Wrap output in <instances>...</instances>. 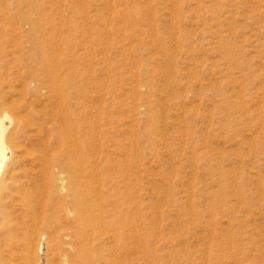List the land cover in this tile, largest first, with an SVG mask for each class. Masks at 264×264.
Listing matches in <instances>:
<instances>
[{"label": "rangeland", "instance_id": "rangeland-1", "mask_svg": "<svg viewBox=\"0 0 264 264\" xmlns=\"http://www.w3.org/2000/svg\"><path fill=\"white\" fill-rule=\"evenodd\" d=\"M26 1L23 9L35 14ZM31 1L52 23L57 69L77 71L70 82L84 99L85 151L99 179L94 204L108 230L100 244L103 259L264 264V0ZM28 29L23 23L16 52L23 83L17 88H38L24 95L36 113L25 108L21 115L35 119L40 134L32 127L30 139H22L27 153L18 187L3 206L5 258V224L15 228L12 244L21 223H47L58 234L74 224L64 212L75 196L66 179L58 193L50 187V168L44 178L36 172L34 145L58 123L51 113L55 91L31 75L40 71ZM66 92L73 104V88ZM45 136L44 143L53 141ZM46 232L36 235L41 257Z\"/></svg>", "mask_w": 264, "mask_h": 264}, {"label": "bare ground", "instance_id": "bare-ground-1", "mask_svg": "<svg viewBox=\"0 0 264 264\" xmlns=\"http://www.w3.org/2000/svg\"><path fill=\"white\" fill-rule=\"evenodd\" d=\"M26 2L27 4L25 3V5H28L29 8H34L36 11L35 14L31 13L28 9H23V0H0V220L5 219L6 216L3 206L9 195V190L12 188L17 190L18 187L15 180L20 169L22 170L19 165H21L20 162L23 159V155L27 153L26 149L24 150L21 145L22 139L29 140L30 138H28L27 135L29 129L34 126H40V124L36 123L35 119L29 120L28 117L26 119L21 115V112L25 108L31 111L33 115L36 113L32 108L29 109V107L32 106V101L31 99L28 100V97L25 98L24 95L27 93L26 90L32 91V93L35 94L38 88L33 87L29 89L27 87L25 90L17 88L23 73L20 70V60L16 52L19 50V42L23 34L22 24L26 23L29 24L28 42L35 50L32 53V58L37 62V65H39L40 71L39 74L33 73L31 75L34 79H37L36 81L39 86L42 83H46L48 90L55 91L56 93V102L55 105L53 104L54 108L50 106L51 109L53 108V111L50 110L52 111L51 113L54 112L52 117H54L53 119L58 123V130L55 131V129H51L45 132L46 135L50 134L52 136V142L44 143L47 136L43 133L42 136L45 138L43 137L44 140L43 142L41 141L42 144L36 147L34 145L37 151L34 150L38 153V158H36L38 162L36 161V163L40 165H37L39 169L37 168L36 172H38L37 174L39 175L41 174L42 177H46L47 170L50 168V175L52 177L50 180V187L58 193L61 190H65L63 187L66 185V179L68 182V189L73 190L72 193L75 196L73 198V206H65L64 212L71 217L70 220L74 224H71L69 229L62 230L61 234H58L54 233L56 228L54 230L50 224L41 223L37 225L38 223H33L30 216L28 220L31 221L32 224L30 222L31 225H24L21 223L20 225H23V227L20 228L21 232L18 233L21 236L15 244H12V240L17 238L13 234L15 228L1 221L2 224H5L4 227L8 235V241L5 242V245L9 248V254L6 255V258L4 257L5 255L2 256L0 254V264H109L108 259H103L104 257L100 246L103 236L108 230H106V226L103 225L101 220V206L95 205L96 197L99 192L97 191V185H99L97 180L99 179H97L96 170L91 166L95 163L90 165V163L95 161H90L89 163L88 153L86 154L87 151H85V148H87L85 143H87V141L83 139V136L86 135V131H89L86 130L81 123V119L85 117L84 112L81 111V105L84 99L79 94L80 92L76 85L70 82L71 77L77 76V71L71 69L72 65L68 67L71 69L69 73L63 71L62 68L57 69L56 63L58 64V61H56L52 53L55 36L53 26L51 25L52 23H49L50 18L49 16H45L44 13H41L40 10L42 8L40 5L37 6L36 3L31 0ZM69 39L72 40L71 38ZM70 40H68V43ZM9 43L12 44V49L10 50L7 49ZM22 85L23 84L20 85L21 88H23ZM68 87L73 88V104L70 102L71 98L66 92V88ZM36 99L37 98H35V100ZM44 110L45 109L40 111L44 112ZM36 111H38V109H36ZM48 114L47 116L50 115ZM52 120L50 121L52 122ZM33 129L35 130L36 127L32 128V130ZM39 131L35 130V133L37 132L39 135ZM31 140L33 141V139ZM54 149H56L54 151L55 153H53ZM32 161H35V159ZM28 164L30 168V162ZM28 170L31 172V168ZM85 172H87L86 174L89 173L88 179L84 177ZM28 175H30V173ZM53 175H55V177H53ZM42 177L40 180H43ZM40 180L38 179V181ZM33 181L34 180H32V182ZM44 187L45 186H43V188ZM29 193H32L31 195H36L33 197V200H35L38 194L32 191ZM31 195L30 197L28 195L26 200H28V197L31 198ZM35 201L38 203L37 199ZM16 202L21 203L22 201ZM21 205H23L21 207H26L22 203ZM34 209L36 213L37 210L36 208ZM35 215H37L36 218H39L38 213ZM46 230L49 231L48 233L46 232L49 234V237L47 242H44L45 245L42 243L44 245V250L43 252L41 251V257L38 255L37 249L41 248L42 245L37 246L36 235L40 231L45 232ZM102 230L106 231L104 232ZM113 236H115V234ZM17 246H19L18 250Z\"/></svg>", "mask_w": 264, "mask_h": 264}]
</instances>
